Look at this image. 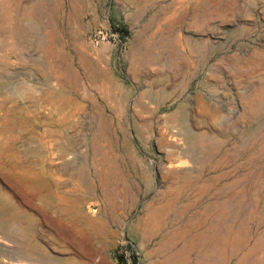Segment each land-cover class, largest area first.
<instances>
[{
  "label": "rangeland",
  "instance_id": "obj_1",
  "mask_svg": "<svg viewBox=\"0 0 264 264\" xmlns=\"http://www.w3.org/2000/svg\"><path fill=\"white\" fill-rule=\"evenodd\" d=\"M27 148L53 177L0 176V264H264V0H0Z\"/></svg>",
  "mask_w": 264,
  "mask_h": 264
},
{
  "label": "bare ground",
  "instance_id": "obj_2",
  "mask_svg": "<svg viewBox=\"0 0 264 264\" xmlns=\"http://www.w3.org/2000/svg\"><path fill=\"white\" fill-rule=\"evenodd\" d=\"M66 99L68 100V98L66 97ZM79 107V106H78ZM78 107H77V109H78ZM81 109H83V108H81ZM252 110V109H251ZM81 111H83V110H81ZM78 125H79V123H78ZM44 136V133L43 132H40V134H39V137H43ZM73 136V135H72ZM68 138H69V136H67V137H65L64 138V142L66 143V141L68 140ZM78 138L79 139H82V138H80L79 136H78ZM41 139V138H40ZM39 139V140H40ZM74 138H72L71 140H73ZM76 141H78L77 139H75ZM74 140V141H75ZM82 141V140H81ZM70 142V141H69ZM69 145V144H68ZM200 147V146H199ZM198 148V147H197ZM192 150H193V148H192ZM191 150V151H192ZM217 150V149H216ZM215 150V151H216ZM27 153H25V155L26 156H28L26 159H20V157L18 156V158L17 157H15V159L13 160L14 162V164H12V165H8V167L7 166H4V164H5V162H6V160H1L0 161V164L2 165V167L0 168V176H1V178L3 177V176H6L3 172L4 171H6L7 173H8V171H9V175L10 176H12V174H13V176L16 178L17 177V175L20 173L19 171H17V170H22L21 171V174H22V176L23 177H25L26 179H28V181H30V182H32V184H35L37 181H41V180H43V181H47L49 178H51V177H53V170L51 169L52 167H49L48 166V168L46 169V168H44L43 166H34V165H32V162H31V160L32 159H29V156H30V154L32 153L31 151H29V148H27ZM197 151H199V150H197ZM203 152V151H202ZM211 152V151H210ZM192 153V152H191ZM216 153V152H215ZM33 154V153H32ZM212 155V154H211ZM197 156V155H196ZM199 156V155H198ZM209 156V155H208ZM194 157V156H193ZM199 158V157H198ZM202 159V158H201ZM206 162V161H205ZM7 163V162H6ZM6 165V164H5ZM214 165V164H213ZM199 166V165H198ZM201 166V165H200ZM17 168V169H16ZM23 168V169H22ZM204 168V167H203ZM200 170H201V168H200ZM10 171H12V172H10ZM14 171H16V172H14ZM201 172V171H200ZM202 175V174H201ZM4 179H6V177H3ZM216 179V178H215ZM210 182V181H209ZM210 189V188H209ZM221 198V197H220ZM1 205H2V203H1V201H0V207H1ZM194 211V210H193ZM206 210L205 211H203V214H206ZM199 213H201V212H199ZM32 220H33V218L31 219V218H27L26 219V222L27 223H29V222H32ZM208 221H210V219H209V216H208ZM218 221H221V220H218ZM209 225H211V224H209ZM211 229H213V228H211ZM210 229V230H211ZM215 229H217L216 228V226H215ZM241 231V230H240ZM214 232V231H213ZM216 232V231H215ZM214 232V233H215ZM194 234V233H193ZM205 234L207 235V231H205ZM211 234V233H210ZM216 235V234H215ZM219 235V234H218ZM194 236V235H193ZM209 236H211V235H209ZM217 236V235H216ZM213 237H215V236H213ZM215 239V238H214ZM214 239H213V241H214ZM217 239H218V237H217ZM210 240H211V238H210ZM210 243H211V241H210Z\"/></svg>",
  "mask_w": 264,
  "mask_h": 264
},
{
  "label": "built area",
  "instance_id": "obj_3",
  "mask_svg": "<svg viewBox=\"0 0 264 264\" xmlns=\"http://www.w3.org/2000/svg\"><path fill=\"white\" fill-rule=\"evenodd\" d=\"M110 36V37H115L117 36L118 34L116 32H107V31H103V30H98L96 31L95 33L92 34V36L94 38L96 37H101V38H105L106 36Z\"/></svg>",
  "mask_w": 264,
  "mask_h": 264
}]
</instances>
